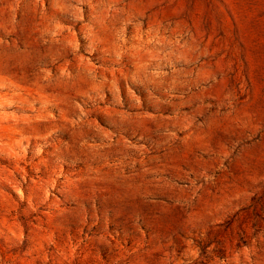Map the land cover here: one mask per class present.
Instances as JSON below:
<instances>
[{"label": "rangeland", "instance_id": "374dc122", "mask_svg": "<svg viewBox=\"0 0 264 264\" xmlns=\"http://www.w3.org/2000/svg\"><path fill=\"white\" fill-rule=\"evenodd\" d=\"M0 264H264V0H0Z\"/></svg>", "mask_w": 264, "mask_h": 264}]
</instances>
